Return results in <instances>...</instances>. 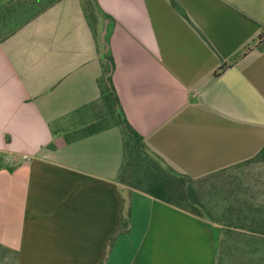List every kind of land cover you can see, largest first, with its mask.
Returning <instances> with one entry per match:
<instances>
[{"label": "crops", "instance_id": "obj_1", "mask_svg": "<svg viewBox=\"0 0 264 264\" xmlns=\"http://www.w3.org/2000/svg\"><path fill=\"white\" fill-rule=\"evenodd\" d=\"M96 1L94 22L83 0L34 1L2 29L0 264H229L206 218L119 183L120 121L192 178L257 155L264 0ZM222 186L241 223L228 228L264 243V183Z\"/></svg>", "mask_w": 264, "mask_h": 264}, {"label": "rangeland", "instance_id": "obj_2", "mask_svg": "<svg viewBox=\"0 0 264 264\" xmlns=\"http://www.w3.org/2000/svg\"><path fill=\"white\" fill-rule=\"evenodd\" d=\"M34 1L47 2L49 0H12L11 5L5 8L0 16V22H2L0 36L4 33L2 29L5 26V32H8L9 28L17 26L33 13L35 7H29V5ZM104 98L105 100L110 99L112 104L116 101L115 94L104 96ZM262 156L261 160L227 170L224 174L211 178L202 185L193 184L191 203L184 200L180 201L175 193L172 195L173 201L177 202V204L188 210L198 212L213 224L217 232V241L219 240L217 243L220 249V256H227L229 264H264V243L258 244L256 241H251L250 237L252 235L248 232L236 228H228L233 225L239 226L241 223L238 222L235 215H230L233 212L226 207V195L221 190L224 181L244 184L264 183V155ZM131 166L133 172H128L124 176L128 184L118 180L126 191L139 187L143 188L146 183L144 174L148 173L149 169V165L146 162L138 160H135ZM255 244L257 248H254Z\"/></svg>", "mask_w": 264, "mask_h": 264}, {"label": "trees", "instance_id": "obj_3", "mask_svg": "<svg viewBox=\"0 0 264 264\" xmlns=\"http://www.w3.org/2000/svg\"><path fill=\"white\" fill-rule=\"evenodd\" d=\"M83 8L85 14L89 20L92 22L95 21L96 15L101 13V9L96 0H83ZM10 31V30H9ZM264 41V35L260 36L257 39V44H261ZM251 47L247 46L240 55H244ZM105 78L102 82V92L104 96L115 94L114 88L110 82L109 72L111 69V60L108 55L102 58ZM226 68V65L219 67L218 71L215 74L223 71ZM103 96V97H104ZM121 127L124 134L123 140V160L118 172V180L127 183L124 176L128 172H133L131 164L135 161L146 162L149 165L148 173L144 174L145 186L143 188L139 187L137 189L142 190L149 195L163 200L167 203H175L173 201L172 195L178 197V199L184 200L186 202L191 201V193H193V184H203L208 182L211 178L224 174L227 170L234 169L241 165H245L249 162H254L262 159L264 155V147L259 151L254 157L235 165L229 169H223L211 174H208L201 178H192L188 175L179 173L171 168L169 165L165 164L161 158L150 151L147 145L144 143L142 137L124 120L120 121ZM146 170V169H145ZM128 177V176H127ZM130 182V181H129ZM130 186V185H128ZM174 189V190H173ZM173 190V191H172ZM178 201V200H177ZM124 203V200H123ZM191 203V202H190ZM178 205V204H177ZM124 210V207H123ZM192 211V210H191ZM195 214L200 215L196 211H192ZM129 226V207L126 208L125 214L121 213L118 234L126 232ZM114 236L110 238L109 245L112 243Z\"/></svg>", "mask_w": 264, "mask_h": 264}, {"label": "built area", "instance_id": "obj_4", "mask_svg": "<svg viewBox=\"0 0 264 264\" xmlns=\"http://www.w3.org/2000/svg\"><path fill=\"white\" fill-rule=\"evenodd\" d=\"M26 158V157H25Z\"/></svg>", "mask_w": 264, "mask_h": 264}]
</instances>
